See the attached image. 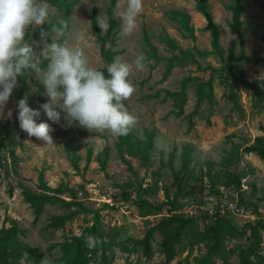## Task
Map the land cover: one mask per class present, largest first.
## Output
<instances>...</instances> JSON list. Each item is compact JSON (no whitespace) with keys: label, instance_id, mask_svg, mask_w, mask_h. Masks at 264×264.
Returning <instances> with one entry per match:
<instances>
[{"label":"rangeland","instance_id":"obj_1","mask_svg":"<svg viewBox=\"0 0 264 264\" xmlns=\"http://www.w3.org/2000/svg\"><path fill=\"white\" fill-rule=\"evenodd\" d=\"M206 1L210 16L218 28L222 56L212 49L209 32L202 30L206 19L196 11L195 0H143L144 10L138 17L139 29L130 36L122 34L119 19L126 5L115 0L112 15L119 26L112 46L116 52L113 59L120 57L131 62L136 54L143 53L149 61L143 72H134L130 77L137 91L130 100L125 101L129 112L138 117L131 133L141 140L144 139V129L154 133V145L146 166H141L137 157L126 156L131 163V170L127 169L118 156L117 137L68 125L63 116L59 124L49 121L40 107L48 100L45 89L39 90L42 84L34 72L27 74L22 87L24 97L28 96L29 105L40 111L36 122H47L54 128L50 135L55 145H45V141L25 134L7 138L5 145L0 147V226L6 218L16 220L24 232L18 235V239L35 248L40 260L45 254L59 257L62 253L60 243L78 235L84 226L94 222L93 215L97 212L104 239L114 250L113 264H198L196 259L206 253L205 245H190L187 237L176 244L174 258L169 262L160 251L162 236L159 232H154L150 241V257L143 256L139 245L134 246V241L142 238L149 226L167 214L165 190L167 188V194L172 198L177 188L168 159L172 153L171 165L175 171L182 173L181 153L185 145L192 148L188 169L182 173L187 177L188 188L176 198L177 213L185 216V210L198 205L212 208L219 202L240 203L234 186L222 184V158L233 146H243L252 143L256 136H264L261 130V126H264V60L259 63L229 60L230 55L235 57L239 52L237 36L229 26L231 12L227 7L231 0ZM47 3L52 23L58 17L68 22L63 39L77 45L78 37L82 35L94 42L93 48L85 49L90 66L103 67L105 62L100 55L97 33L92 27V16L108 20L106 11L110 0H77L70 8ZM242 6L241 34L245 53L256 59H264V0H242ZM176 10L189 13L194 39L181 28L179 17L172 16L171 11ZM43 26L50 25L45 23L25 37L42 63L45 61L40 55L45 44L40 37ZM99 30L101 35L104 34ZM145 35L156 47V57L151 55ZM167 37L175 41L179 50L190 51L193 61L170 65L167 59L173 55L179 56V50L166 47L164 40ZM48 39L50 42L47 43H51V35ZM230 64L233 69L228 71ZM210 76L213 97L210 101L205 98L199 100L197 83ZM183 81L186 101L182 114L178 116L176 100L166 93L180 90ZM15 93L16 89L0 110V129L4 124L20 129ZM40 97L46 101H40ZM89 147L92 154L87 163ZM104 147H108L105 171L99 164ZM71 159H76L77 169L72 167ZM208 164L211 165V175H217L213 182L205 174ZM236 168L242 177V203L239 205L244 209V215L230 216V222L237 230L225 241V247L246 245L249 228L244 230V225L264 222V162L255 154H244ZM40 172L50 187L74 189L77 199L92 212L79 213L56 230L45 229L52 214L67 213L76 206L64 208L59 203L46 204L39 218L34 220L33 208L24 200L21 190L26 188L39 192ZM123 187L127 194L121 193ZM210 188L218 189V193H211ZM69 195L70 192L66 190L59 196L70 200ZM140 199L147 200L155 207L165 204L142 217L134 203V200ZM5 225L9 226V221ZM40 260L35 261L24 253L19 264H40ZM212 260L210 264H222L217 256H213ZM228 261L238 264L237 255L232 254ZM88 264L97 263L90 261Z\"/></svg>","mask_w":264,"mask_h":264},{"label":"trees","instance_id":"obj_2","mask_svg":"<svg viewBox=\"0 0 264 264\" xmlns=\"http://www.w3.org/2000/svg\"><path fill=\"white\" fill-rule=\"evenodd\" d=\"M52 5L58 7H72L77 0L59 1L47 0ZM115 0H110V4L107 8L106 15L110 24L108 32L100 34L97 20L92 16V27L97 33V43L99 44V51L105 64L99 70H103L105 74L106 66L113 61L115 51L112 50V46L115 42V33L119 26V23L114 19L112 13ZM195 9L206 19V25L202 28L204 31H208L210 35V44L213 50H215L220 56L223 55V48L219 44V33L216 24L213 22L206 0H195ZM227 9L231 12V21L229 23L233 33L237 36V42L239 46V52L237 56L230 55L229 60L233 61H250L253 63H259L264 59H256L248 56L244 49V38L241 34V26L243 21L241 15L243 11L242 0H231ZM172 16L179 17L181 22V28L189 33V36L194 39V28L190 25V15L186 11H171ZM45 32L50 33L51 26H43ZM64 38V37H63ZM62 38V39H63ZM145 42L153 57H156V47L150 42L148 37L144 36ZM47 41L50 40L47 38ZM166 47L171 50H176L177 47L175 41L167 37L164 40ZM110 45V47H109ZM170 65L174 63L183 64L187 60L193 61V55L190 51L179 50V56L173 55L167 59ZM47 61L41 63V66H46ZM228 71L233 69V65L227 66ZM212 71V70H211ZM27 73L23 77H18V87L16 88V100L24 98L22 87L25 85ZM184 82H182L181 88L178 91L167 92V96L172 97L175 101V106L178 108L176 115H180L183 112V106L186 101V94L184 91ZM44 89L43 86L39 87V90ZM196 93L199 100L204 98L211 100L213 97L212 77L210 76L205 81H200L196 86ZM40 101L45 102L44 97H40ZM34 109L32 105H29ZM36 119V118H35ZM261 130L264 131V126H261ZM0 147L5 145V140L12 136H23L27 134L21 129H16L4 124L0 129ZM144 139H139L133 133H129L127 136L117 137L116 148L119 159L126 164L127 169L131 170V163L126 159V156L137 157L141 166L148 164L151 151L154 145V133L144 129ZM191 147L189 145L183 146L181 153V165L183 170L188 169V164L191 161ZM255 154L264 162V136H256L252 143H245L243 146H233L226 156L222 158V172L223 181L226 187L233 185L237 191L239 202L242 203V177L237 171L236 166L242 159L244 154ZM92 154V150L89 147L87 150V163ZM101 159L99 161L100 168L105 171L106 160L108 156V147H104L101 151ZM173 154L171 153L168 159L170 169L174 174V182L176 183V191L172 198H169L166 193V215L159 221L149 226L142 238L134 241V246L139 245L142 250V254L145 257H150L152 254V248L150 241L153 238L154 232L161 234V240L159 242L160 251L164 254L167 262L171 261L175 255V246L183 237L188 238L190 245L203 243L206 248V253L201 258L196 259L198 264H210L213 260V256L219 257L222 264H230L228 257L232 254H236L238 258V264H264V222L257 221L256 223H247L244 225V230L249 228V236L247 237L248 243L244 246H232L225 247V241L232 235L233 231H236V227L230 222V216L216 217L215 219L205 222L207 214H201L196 217H185L182 213H177V196L182 194L184 190H187V177H184L181 171H175L172 167ZM87 163L84 166V170L87 167ZM71 165L77 169L76 159H71ZM211 165H207L206 175L211 178H217V175H211ZM39 192H33L29 189L23 188L21 194L24 200L30 204L33 208L34 220H37L41 214L42 209L46 204L59 203L61 207L70 208L76 206V209L70 210L63 214H52L45 225V229L56 230L62 227L66 221L71 220L79 213H90L92 210L86 208L81 201L77 199L76 191L74 189H68L67 187H50L42 177V173L39 174V183L37 185ZM68 190L70 192V200H66L59 195ZM12 188L10 187L9 194H11ZM211 193H218V189L210 188ZM122 194H127L125 187L121 189ZM139 213L142 217L149 215L152 209L162 208L165 203H161L155 207L152 203L145 199L139 201L134 200ZM239 203V204H240ZM238 204V205H239ZM107 206V204H105ZM240 206V205H239ZM182 214V215H181ZM94 222L90 225H86L82 228L80 233L85 235H94L100 237L103 240V244L97 249L90 250L86 247L83 238L80 233L73 235L68 239H65L60 243L61 255L54 258L55 264H88L90 261L97 264H113L114 250L112 246L105 241L100 222L99 214L95 212L93 215ZM9 221V226L5 223ZM203 224L202 226L199 223ZM17 221L14 219H5L0 226V264H19V259L24 253L27 257H31L35 261L40 260L39 255L36 253L35 248L29 247L25 242L18 239L19 234H24L23 230L17 225ZM201 226V227H200Z\"/></svg>","mask_w":264,"mask_h":264},{"label":"clouds","instance_id":"obj_3","mask_svg":"<svg viewBox=\"0 0 264 264\" xmlns=\"http://www.w3.org/2000/svg\"><path fill=\"white\" fill-rule=\"evenodd\" d=\"M120 2L126 5L119 16L121 31L130 36L139 29L138 17L143 13L144 3L143 0ZM50 16L47 0H0V110L18 87V77L34 72L48 97L40 107L49 121L59 124L63 116L68 125L114 137L127 136L138 120L125 106V101L137 91L130 77L134 72H143L149 61L143 53L136 54L131 62L115 57L106 66V75L103 70L90 66L85 49L93 48L94 42L81 35L77 45L70 44L62 39L68 22L58 17L52 23ZM96 20L101 33L106 34L110 27L108 20L101 16ZM45 23L51 30L48 33L40 28L41 40L45 41L40 55L47 61L42 68L40 57L25 37ZM49 35L51 43H47ZM17 109L23 132L45 141V145H55L50 135L54 128L47 122H36L40 111L29 106L28 96L17 102ZM80 235L90 250L103 244L100 237ZM40 264H55L54 257L45 254Z\"/></svg>","mask_w":264,"mask_h":264},{"label":"built area","instance_id":"obj_4","mask_svg":"<svg viewBox=\"0 0 264 264\" xmlns=\"http://www.w3.org/2000/svg\"><path fill=\"white\" fill-rule=\"evenodd\" d=\"M184 212L186 213V217H196L206 213L207 218L205 222H209L216 217L244 215V209L233 201L219 202L212 208H202L201 205H198L194 208H188Z\"/></svg>","mask_w":264,"mask_h":264}]
</instances>
